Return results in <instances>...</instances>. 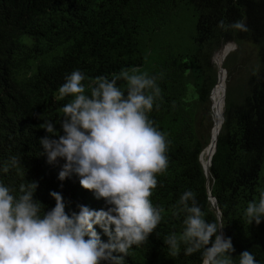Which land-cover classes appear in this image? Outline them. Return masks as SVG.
Listing matches in <instances>:
<instances>
[{
  "label": "trees",
  "instance_id": "1",
  "mask_svg": "<svg viewBox=\"0 0 264 264\" xmlns=\"http://www.w3.org/2000/svg\"><path fill=\"white\" fill-rule=\"evenodd\" d=\"M221 21H243L247 31L225 30ZM229 44L235 48L221 68L223 125L207 177L200 157L212 139L217 61ZM133 68L161 89L149 118L169 142V163L151 197L162 221L129 249L124 264H201L200 252L186 256L181 245L172 255L164 244L183 231L184 215L175 209L186 190L196 193L209 222L219 218L209 193L217 201L233 264L244 251L264 264V222L250 224L244 215L264 190V0H0V165L18 159L8 173L0 171V182L16 196L21 184L36 182L35 199L47 209L56 191L69 215L79 205L106 210L75 174L58 179L64 161L48 163L41 125L52 121L60 131L61 108L71 97L61 99L58 89L74 70L84 73L90 94L97 77L112 80ZM117 86L126 92L125 80Z\"/></svg>",
  "mask_w": 264,
  "mask_h": 264
},
{
  "label": "clouds",
  "instance_id": "2",
  "mask_svg": "<svg viewBox=\"0 0 264 264\" xmlns=\"http://www.w3.org/2000/svg\"><path fill=\"white\" fill-rule=\"evenodd\" d=\"M219 27L247 31L243 21H221ZM85 79L80 70L65 77L59 97L71 99L61 108L60 131L45 121L41 127L47 135L39 144L49 164L64 161L60 181L75 174L84 189L104 200L106 210L79 205L69 215L56 191L50 192L55 206L47 209L35 199L36 182L21 184L18 196L0 182V264H124L129 249L146 242L162 221L163 209L151 197L157 175L168 168L169 142L149 118L161 94L155 77L136 68L122 70L112 80L97 77L90 94H85ZM117 79L127 82L126 92ZM17 165L13 156L0 171L8 173ZM175 213L184 215L183 231L165 237L170 254L178 255L183 245L186 256L201 253V264H233L231 238L222 234L219 218L205 219L195 192H183ZM244 215L250 224L264 222V190L258 201L248 203ZM239 264L259 262L244 251Z\"/></svg>",
  "mask_w": 264,
  "mask_h": 264
},
{
  "label": "bare ground",
  "instance_id": "3",
  "mask_svg": "<svg viewBox=\"0 0 264 264\" xmlns=\"http://www.w3.org/2000/svg\"><path fill=\"white\" fill-rule=\"evenodd\" d=\"M230 51H231L230 48H227L226 50H224L222 52L223 54L219 57V60H218V67L220 71H219V83H218V87H217V90L215 92V96L213 99L214 126L212 130V135H211L212 139H211L210 145L203 152L202 158H201L202 163L206 169H209V162L214 152L215 140L218 135L220 123L223 117L224 92H225L226 83H225V78L223 76L221 68H222L224 59L226 58V54H228ZM207 158L209 159V161H206Z\"/></svg>",
  "mask_w": 264,
  "mask_h": 264
},
{
  "label": "water",
  "instance_id": "4",
  "mask_svg": "<svg viewBox=\"0 0 264 264\" xmlns=\"http://www.w3.org/2000/svg\"><path fill=\"white\" fill-rule=\"evenodd\" d=\"M227 48H230V50L232 51V50H234V46L233 45H231V44H229L227 47H225V49L224 50H226ZM223 50V51H224ZM228 54H226V56H227ZM218 57V56H217ZM217 57L215 58V60H217ZM218 70H219V67H218ZM220 71V70H219ZM225 71V70H224ZM214 91V90H213ZM213 91H212V93H213ZM226 92V91H225ZM225 92H224V106H225ZM222 125H223V118H222V123H221V126H220V129H219V132H220V130H221V128H222ZM219 132H218V135H219ZM218 135H217V137H216V140H215V146H214V152H213V155H212V157H211V159H210V162H209V169H206L205 167H204V165H203V168H204V171H205V174H206V176L207 177H209L210 176V168H211V166H212V158H213V156H214V154H215V152H216V146H217V138H218ZM203 154V153H202ZM202 154H201V157H202ZM201 157H200V159H201ZM201 162H202V160H201ZM203 164V163H202ZM209 195H210V200H211V202L213 203V206H214V208L216 209V211H217V213H218V216H219V218H221V213H220V210H219V207H218V204H217V201L212 197V195L209 193Z\"/></svg>",
  "mask_w": 264,
  "mask_h": 264
},
{
  "label": "rangeland",
  "instance_id": "5",
  "mask_svg": "<svg viewBox=\"0 0 264 264\" xmlns=\"http://www.w3.org/2000/svg\"><path fill=\"white\" fill-rule=\"evenodd\" d=\"M231 45H233V44H231ZM233 46H234V45H233ZM220 54H222V52H221ZM220 54H219V55H220ZM217 59H218V58H217ZM217 62H218V61H217ZM217 64H218V63H217ZM206 161H209V159L207 158Z\"/></svg>",
  "mask_w": 264,
  "mask_h": 264
}]
</instances>
